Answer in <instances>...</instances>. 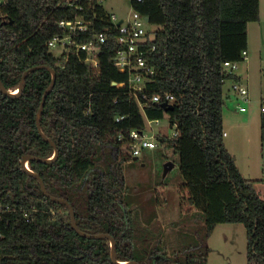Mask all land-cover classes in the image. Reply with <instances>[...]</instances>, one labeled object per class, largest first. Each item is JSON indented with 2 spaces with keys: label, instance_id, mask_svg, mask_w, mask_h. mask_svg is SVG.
Returning <instances> with one entry per match:
<instances>
[{
  "label": "trees",
  "instance_id": "1",
  "mask_svg": "<svg viewBox=\"0 0 264 264\" xmlns=\"http://www.w3.org/2000/svg\"><path fill=\"white\" fill-rule=\"evenodd\" d=\"M132 7L158 27L146 44V58L155 70L146 91L172 93V110L141 108L129 91L128 73L112 61L111 40L102 47L96 69L85 61L84 51L72 48L61 57L51 52L49 41L64 33L61 21L80 17L89 22L88 30L74 37L79 43L109 27V14L97 0H5L0 5V79L5 87L16 92L25 71L35 66L56 71L41 129L59 155L51 163L31 160L30 169L43 179L49 195L74 207L81 231L116 239L119 261L207 264L209 248L175 260L151 246L152 231L133 216L134 203L126 194L123 167L135 158L118 136L144 130L147 118L166 114L176 132L159 142L179 157L181 212L201 211L207 238L219 224H242L247 264H264V200L256 181L241 174L223 128L225 83L239 82L224 63L242 62L248 25L260 20V0H143L132 1ZM51 81V72L42 68L27 75L20 96L0 89V193L14 209L0 217V264H114L109 240L79 235L67 206L45 196L39 181L21 167L25 155H54L37 129ZM260 122L264 143V113ZM158 254L163 258L155 260Z\"/></svg>",
  "mask_w": 264,
  "mask_h": 264
},
{
  "label": "rangeland",
  "instance_id": "2",
  "mask_svg": "<svg viewBox=\"0 0 264 264\" xmlns=\"http://www.w3.org/2000/svg\"><path fill=\"white\" fill-rule=\"evenodd\" d=\"M5 0H0L2 5ZM101 5L107 14H115L118 19L132 17V0H103ZM248 29L249 53L239 63L243 71V84L249 89V100L226 98L223 110V127L229 136L224 142L229 152L235 154L237 163L244 166L247 156L253 157L264 171V143L261 141V106L264 103V0H261V20L250 23ZM147 30H156L152 24L144 25ZM62 48H52L60 55ZM231 81H226L224 91ZM238 101V102H237ZM236 104L246 107L240 112ZM146 134L149 137H173L175 128L169 116L155 120L146 119ZM159 141V140H157ZM246 143V144H245ZM174 163V167L164 177V164ZM236 163V164H237ZM126 194L131 196L133 215L152 231L151 246H158L170 259L182 260L186 255L202 253L209 248L207 264H247V236L242 224H219L206 237L203 213L195 208L181 212L178 189L182 183L179 157L172 149L158 142V146L124 164ZM264 180V179H263ZM264 200V184L260 185ZM149 233V234H150ZM148 234V235H149ZM158 254L154 259H161Z\"/></svg>",
  "mask_w": 264,
  "mask_h": 264
},
{
  "label": "built area",
  "instance_id": "3",
  "mask_svg": "<svg viewBox=\"0 0 264 264\" xmlns=\"http://www.w3.org/2000/svg\"><path fill=\"white\" fill-rule=\"evenodd\" d=\"M100 4L103 0H97ZM141 2L143 0H132ZM146 16L142 15L139 11L133 9L132 17L127 19H118L117 15H109V27H106L101 32L95 35V39L87 43L76 42L74 37L86 32L89 27V22L78 17L75 20L61 21L59 27L64 30L63 35H57L53 37L49 43V49L62 48L60 55H67L72 48H75L76 52L84 51L87 54L86 62L93 68H98L99 60L98 56L102 50V47L111 40L115 46V53L112 57V61L121 72L128 73V87L130 93L138 100L141 108L147 105H161L162 103L172 104L175 97L170 92L153 93L149 94L146 89L148 82L152 75H154V67L148 62L146 58V44L148 38H153L154 35L150 32L155 30H147L145 24H149L146 21ZM121 21V22H120ZM120 23V24H119ZM247 58V51L242 53V61ZM240 62L226 61L224 68L228 73H235L239 68ZM232 90L238 95V97L245 102L249 100V89L246 85L240 82L232 83ZM140 94L142 98H140ZM262 113H264V104L261 106ZM240 111H246L245 106H239ZM124 117H118L119 121ZM158 122V120H155ZM146 129V128H145ZM144 130L134 129L128 133V135L119 134L118 138L121 142H124L129 153L135 158L143 155L146 151L154 150L158 146L157 140L160 137L154 139L149 137ZM226 133H224L225 136ZM14 209L7 203L0 193V217L6 212L13 211ZM26 217L30 218L31 213L25 212ZM1 237V232H0Z\"/></svg>",
  "mask_w": 264,
  "mask_h": 264
},
{
  "label": "water",
  "instance_id": "4",
  "mask_svg": "<svg viewBox=\"0 0 264 264\" xmlns=\"http://www.w3.org/2000/svg\"><path fill=\"white\" fill-rule=\"evenodd\" d=\"M146 21L149 22V18L147 17L146 18ZM121 22V21H120ZM120 24V23H119ZM47 69L51 72V75H52V81H51V84L49 85V87L47 88V90L45 91L43 97H42V100H41V104H40V107H39V110H38V116H37V129L40 133V135L43 137V139L47 142H49L53 147H54V155L52 158H48V159H43V158H37L35 156H32V155H25L22 160H21V167L23 169L24 172H26L28 175L30 176H33L34 178H36L39 183H40V187H41V190H42V193L49 197L52 201L54 202H57L59 204H64L67 206L68 208V212L70 214V218H71V225H72V228L79 234L81 235L82 237H85V238H89V239H108L109 242H110V247H111V258H112V261L114 264H140L139 262L137 261H127V262H121L118 260L117 258V242H116V239L109 235V234H91V233H87V232H84V231H81L78 226H77V222H76V213H75V209L74 207L65 199H62V198H58V197H53L51 195L48 194L47 190H46V187H45V183L43 181V179L37 174L35 173L34 171H32L29 167V162L31 160H37V161H41V162H47V163H51L53 162L54 160H56L58 158V155H59V150H58V147L57 145L51 140L49 139L42 131L41 129V119H42V115H43V112H44V107H45V102H46V98L47 96L51 93V91L53 90L54 86H55V82H56V71L55 69H53L52 67L50 66H47V65H39V66H35V67H32L30 68L29 70L25 71V73L23 74V77H22V80H21V83L20 85L18 86V89L16 93H14L15 90L11 91V90H8L3 81L0 79V89L1 91L6 94V95H9L11 97H18L22 94L24 88H25V85H26V77L27 75L32 72V71H35L37 69ZM161 107H163L165 109V111H169V110H172L174 108V106L172 104H166V103H162L161 104ZM174 167V163L171 162V161H167L165 164H164V172H163V176L165 177L167 175V173ZM156 260V259H155ZM171 264H178V263H171Z\"/></svg>",
  "mask_w": 264,
  "mask_h": 264
},
{
  "label": "crops",
  "instance_id": "5",
  "mask_svg": "<svg viewBox=\"0 0 264 264\" xmlns=\"http://www.w3.org/2000/svg\"><path fill=\"white\" fill-rule=\"evenodd\" d=\"M260 20H261V0H260ZM260 20L258 22H252V23H259ZM249 27H250V25H248V29H249ZM248 47H249V42H248ZM248 53H249V48L247 49V56H248ZM239 68H238V70H239ZM238 70L235 72V74L239 78V82L243 84V82H244V75H243L244 68H243V71H241V72L240 71L238 72ZM231 82L233 83V81H231ZM232 83L228 87V90L226 91L225 95L229 99L235 98V99L239 100L240 98L238 97V95L232 90ZM235 106L239 110V106H242V105L236 104ZM240 112H242V111H240ZM243 112H246V111H243ZM224 126H225V123L223 122V127ZM224 132L226 133L224 137H228L229 136L228 131L224 129ZM230 153L235 157V160L237 163V158H236L235 154H233L232 152H230ZM237 166H238L241 174L243 175V177L256 181L255 182V189L257 190V192L261 196L260 185L264 184V180H263L264 179V171H262L261 167L258 166V162L256 160H254L253 157L247 156V160L245 161L244 166H241V164H238V163H237Z\"/></svg>",
  "mask_w": 264,
  "mask_h": 264
},
{
  "label": "bare ground",
  "instance_id": "6",
  "mask_svg": "<svg viewBox=\"0 0 264 264\" xmlns=\"http://www.w3.org/2000/svg\"><path fill=\"white\" fill-rule=\"evenodd\" d=\"M17 92V91H16ZM16 92H14V93H16Z\"/></svg>",
  "mask_w": 264,
  "mask_h": 264
}]
</instances>
